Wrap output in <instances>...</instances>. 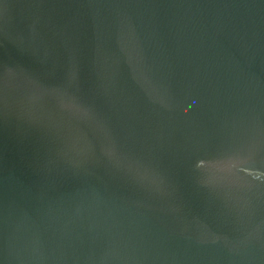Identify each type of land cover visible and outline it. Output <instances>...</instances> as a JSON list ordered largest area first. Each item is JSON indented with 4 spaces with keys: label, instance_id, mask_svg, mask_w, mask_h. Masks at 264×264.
<instances>
[{
    "label": "water",
    "instance_id": "95a60500",
    "mask_svg": "<svg viewBox=\"0 0 264 264\" xmlns=\"http://www.w3.org/2000/svg\"><path fill=\"white\" fill-rule=\"evenodd\" d=\"M0 264H264V0H0Z\"/></svg>",
    "mask_w": 264,
    "mask_h": 264
}]
</instances>
